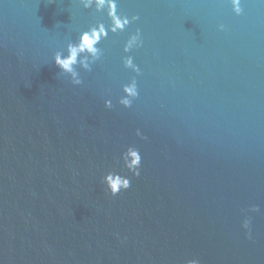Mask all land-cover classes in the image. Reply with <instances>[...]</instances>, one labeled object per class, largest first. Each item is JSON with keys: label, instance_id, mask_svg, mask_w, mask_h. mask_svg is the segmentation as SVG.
Segmentation results:
<instances>
[{"label": "water", "instance_id": "1", "mask_svg": "<svg viewBox=\"0 0 264 264\" xmlns=\"http://www.w3.org/2000/svg\"><path fill=\"white\" fill-rule=\"evenodd\" d=\"M0 264H264V0H0Z\"/></svg>", "mask_w": 264, "mask_h": 264}]
</instances>
